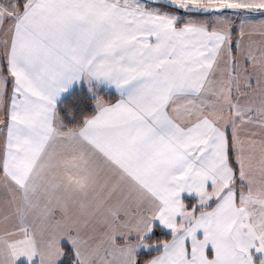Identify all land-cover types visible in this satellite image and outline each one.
I'll return each mask as SVG.
<instances>
[{
	"label": "crops",
	"instance_id": "0c3cea01",
	"mask_svg": "<svg viewBox=\"0 0 264 264\" xmlns=\"http://www.w3.org/2000/svg\"><path fill=\"white\" fill-rule=\"evenodd\" d=\"M229 2L260 13L0 0V264H135L155 226L145 264H264V0Z\"/></svg>",
	"mask_w": 264,
	"mask_h": 264
},
{
	"label": "trees",
	"instance_id": "16d2710c",
	"mask_svg": "<svg viewBox=\"0 0 264 264\" xmlns=\"http://www.w3.org/2000/svg\"><path fill=\"white\" fill-rule=\"evenodd\" d=\"M161 6V5H160ZM164 7V6H162ZM166 8L168 11H174L176 13H182L177 10ZM232 9H242L249 12L260 13L259 11L252 10L249 8H240L236 6H222L221 10H232ZM197 13H190L195 15H203L208 13L207 11L197 10ZM184 14V13H183ZM2 73L6 74L4 63L2 61ZM97 97L95 96V101ZM94 99L91 97L84 89L78 88L75 89L73 92L68 94L65 98H63L58 105L56 106V115L62 126L65 128L76 129L81 126V124L90 116H92L96 110L97 106L93 105ZM229 162L232 167L233 165L230 153H229ZM183 202L188 206L191 205V199H183ZM171 239V234L168 232H164L158 227H153L151 231V236L149 237L148 241L162 243L168 242ZM160 252V249L156 251H148L142 252L139 256L135 259V264H145L148 260L152 257L157 255ZM17 264H26L25 262H19ZM60 264H78L75 260L74 253L72 249L66 245L62 244V259Z\"/></svg>",
	"mask_w": 264,
	"mask_h": 264
},
{
	"label": "rangeland",
	"instance_id": "374dc122",
	"mask_svg": "<svg viewBox=\"0 0 264 264\" xmlns=\"http://www.w3.org/2000/svg\"><path fill=\"white\" fill-rule=\"evenodd\" d=\"M127 1H129V0H127ZM131 1L132 2L141 3L144 0L143 1H141V0H131ZM161 1L171 2V3L177 4V5L183 6L185 8H189V9H196V10H201V11H207L208 13H205L203 15L186 14V13L185 14H183V13H176L174 11H168L166 8H164V7L160 6V5H157V4H151V3H148V2L146 4L148 5V8H151V7L156 8V10L158 11V13H171V14H174V17L179 18V19L183 18L184 16H202V17L203 16H207L208 18L212 19L213 18L212 15H214V16L217 15L219 17L231 18V14L229 16L227 14H225L226 16H224L223 13H222V11H217L218 14L216 12L211 13V11H210L214 7L222 6L223 4H225V2L231 3V2H229V0H161ZM241 3L242 2H237V4H241ZM252 10H256L257 11L258 9L257 8H255V9L252 8ZM251 13H255V12H251ZM167 16L170 17L169 15H167ZM170 19H171V17H170ZM226 21H228V20H226ZM232 31H233V29H232ZM88 94L91 97H93V99H94L93 105L96 107V105L98 103L97 100H99L101 96L99 94H95V93H91V94L88 93ZM95 96L97 97V100L96 101H95ZM75 130H78V129L76 128ZM184 206L187 207V208H192L193 207V204H191L190 206H188L187 204L184 203ZM263 229H264V223H259V231L262 232ZM150 236H151V232L148 233V235H147L146 238H142L141 239L142 247L137 252V254H136L135 257L139 256L142 252L156 251V250L160 249V246L163 247L162 246L163 244H166V243H168L171 240L170 239L168 242H162V243L153 242V243L147 244L148 239H149ZM213 262H215V261H213Z\"/></svg>",
	"mask_w": 264,
	"mask_h": 264
},
{
	"label": "water",
	"instance_id": "95a60500",
	"mask_svg": "<svg viewBox=\"0 0 264 264\" xmlns=\"http://www.w3.org/2000/svg\"><path fill=\"white\" fill-rule=\"evenodd\" d=\"M144 1L151 3V4H157V5L167 7V8H171V9H174V10H177L179 12L186 13V14L198 12L196 9L185 8L183 6H180V5L171 3V2H167V1H161V0H144ZM221 8H222V6L214 7L210 11H211V13H214L217 11H221Z\"/></svg>",
	"mask_w": 264,
	"mask_h": 264
},
{
	"label": "flooded vegetation",
	"instance_id": "af4514ba",
	"mask_svg": "<svg viewBox=\"0 0 264 264\" xmlns=\"http://www.w3.org/2000/svg\"><path fill=\"white\" fill-rule=\"evenodd\" d=\"M185 14V13H184Z\"/></svg>",
	"mask_w": 264,
	"mask_h": 264
}]
</instances>
